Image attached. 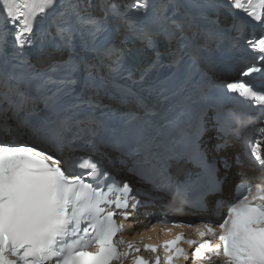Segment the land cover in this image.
<instances>
[{
	"label": "snow or ice",
	"instance_id": "obj_1",
	"mask_svg": "<svg viewBox=\"0 0 264 264\" xmlns=\"http://www.w3.org/2000/svg\"><path fill=\"white\" fill-rule=\"evenodd\" d=\"M248 4L250 11L241 0H0V15L3 16L0 44L4 45L0 54L7 53L9 35L14 38L16 54H24L35 44L39 25L51 16L56 35L64 42L67 55L50 59L42 68L26 61L35 72H44L49 82H55L57 73L66 69V83L71 84L78 70L90 65V61L75 48L78 35H86L85 46L105 59L110 68L119 71L125 68L127 55L110 32V21L115 19L124 22L125 31L141 41L145 50H150L151 58L141 76L147 79L161 66L165 53L155 43L156 29L130 20L129 13H147L155 5L160 10V18L176 28V32H169L168 36L171 39L183 37L195 45L197 40L194 37L199 35L200 17L203 16L200 10L211 8L220 13L229 9L233 20L227 28L221 26L218 19L211 23L229 34L232 47L242 49L246 46L254 55L242 53L239 77L221 83L230 93H238L249 109H255L253 113L236 108L229 115L237 139L241 138L245 128L253 123L256 125L255 138L249 141L245 137L244 143L252 159L264 169L259 139L264 137V79L259 84L250 80L254 75L264 78V32L250 38L244 35L250 24L264 29V0H257L255 5L248 0ZM168 9H175L176 14L169 17ZM236 12H243L248 19L237 16ZM100 37L106 42L101 43ZM140 55L139 51L133 53L135 57ZM87 86H91V81ZM16 91L24 96L19 85ZM82 102L87 103L88 98L82 97ZM23 105L21 99L17 105L21 111ZM74 123L70 117L62 119L58 125L25 120L23 126L43 143L29 144L16 138H0V264H48L52 259L55 264H113V261L127 257L133 249V245L123 239L115 241L123 226L116 223L115 212L101 207L110 203L104 189L111 191L122 182L104 167L95 149L83 156L65 155L66 149L74 151L71 146L75 138L70 136ZM0 132L10 133L11 128L0 123ZM94 143L89 140V144ZM197 155L201 159L206 156L199 149ZM123 189L130 197L131 186L124 182ZM260 191L257 185V192ZM116 206L127 209L130 205L117 203ZM131 206L135 207V204ZM219 229L218 238L222 244L212 249L209 242H199L194 250L197 260L209 250L217 256L222 252L225 264H264V194L253 195L252 188L248 187L247 195L237 197L232 203L226 218L219 223ZM208 234L216 236V229L208 226L206 231L200 232L201 237ZM182 240L181 234L164 241L167 264H174L175 258L180 256L187 259L185 249L177 247ZM184 242L197 244L191 239ZM125 243L128 250L121 252L118 246ZM93 244L96 250L88 251ZM144 247L152 252L158 251L155 244ZM133 264L152 262L137 256ZM155 264H161L159 256H156Z\"/></svg>",
	"mask_w": 264,
	"mask_h": 264
},
{
	"label": "bare ground",
	"instance_id": "obj_2",
	"mask_svg": "<svg viewBox=\"0 0 264 264\" xmlns=\"http://www.w3.org/2000/svg\"><path fill=\"white\" fill-rule=\"evenodd\" d=\"M230 186L228 187V189L226 190L227 192L229 191V192H231V190H232V185L231 184H229Z\"/></svg>",
	"mask_w": 264,
	"mask_h": 264
}]
</instances>
